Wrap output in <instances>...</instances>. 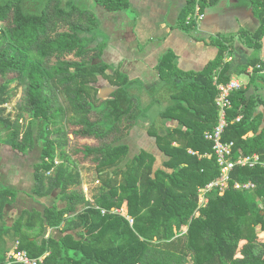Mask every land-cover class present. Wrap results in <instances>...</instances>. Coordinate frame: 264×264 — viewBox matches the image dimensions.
<instances>
[{
	"label": "trees",
	"instance_id": "trees-1",
	"mask_svg": "<svg viewBox=\"0 0 264 264\" xmlns=\"http://www.w3.org/2000/svg\"><path fill=\"white\" fill-rule=\"evenodd\" d=\"M93 1L106 13L131 12L130 0ZM218 1L186 0L177 28L195 39L196 6L204 14ZM251 9L260 22L256 31L213 36L218 54L202 71L180 70L171 50L161 57L155 67L160 81L183 84L170 93V104L159 114L163 122L177 126L160 132L158 125L139 123L151 108L138 97L139 80H130L120 68L110 72L103 60L108 41L97 36L101 23L93 11L74 4L66 8L57 0H49L39 13L26 12L19 0L0 3V80L11 78L22 89L16 117H0L1 127L9 131L0 144L27 156L41 141L32 194L48 198L58 193L63 204L42 211L23 209L11 226H0V264L11 250L5 236L18 241L31 258L44 257L40 264H264L261 163L236 166L224 195L209 193L208 204L196 215L198 188L220 176L213 142L205 133L218 124L214 77L222 83L232 79L234 70L226 58L234 53L236 38L253 51L245 64L253 76L248 86L231 95L223 141L234 142V159L258 154L264 160V98L258 93L264 89V62L259 58L264 0H251ZM100 78L116 89L107 98L99 96ZM251 86L254 93L249 95ZM8 89V84H0V106L8 102ZM238 117L241 120L231 124ZM136 126L168 157L163 169H154L156 157L146 150L128 158L130 146L122 142ZM71 137L94 143L71 154ZM73 155L95 167L103 190L91 200L82 190ZM235 182L256 187L251 192L235 190ZM17 197L16 189L0 182V222ZM112 208H124L133 224L119 214H102Z\"/></svg>",
	"mask_w": 264,
	"mask_h": 264
},
{
	"label": "crops",
	"instance_id": "crops-1",
	"mask_svg": "<svg viewBox=\"0 0 264 264\" xmlns=\"http://www.w3.org/2000/svg\"><path fill=\"white\" fill-rule=\"evenodd\" d=\"M130 3L131 13L108 14L118 17H121V14H130L134 18L129 43L132 41L136 43L129 46L120 41L118 44L109 41L110 37H107L108 44L103 60L105 57L104 61L112 70L120 68L130 80H139L141 84L137 90L138 97L142 105H150L151 108L157 100L168 106L170 93L183 84V81L177 79L171 82L172 86L160 81L159 72L155 67L167 51L171 50L177 56L176 64L180 70L202 71L218 54V49L211 44L213 36H233L240 29L254 33L260 24L252 12L251 0H219L215 5L206 7L204 18L194 32V39L177 28L178 18L186 0H130ZM232 46L234 53L226 58L234 70L231 78L239 80L246 87L253 76V69L246 68L245 64L252 58L253 51L245 48L238 38L233 41ZM107 56L111 57L112 61H107ZM259 58L264 62V40ZM115 64L116 67L113 68ZM240 75L245 76L244 80L240 79ZM262 75L264 76V72ZM253 93L254 89L251 86L248 94ZM258 93L264 98V89L258 90ZM261 111L264 115V106L261 107ZM169 124L177 126L176 122ZM252 135L253 133H249L248 137ZM136 136L143 140L136 145L139 151L142 149L152 153L156 157L154 169H163V163L168 157L158 149L155 139L139 126L132 129L128 140L135 139ZM4 171H1L0 175L11 174V171L6 173ZM8 182L10 183V180Z\"/></svg>",
	"mask_w": 264,
	"mask_h": 264
},
{
	"label": "rangeland",
	"instance_id": "rangeland-1",
	"mask_svg": "<svg viewBox=\"0 0 264 264\" xmlns=\"http://www.w3.org/2000/svg\"><path fill=\"white\" fill-rule=\"evenodd\" d=\"M13 0H0L1 4ZM21 2L22 8L28 13H39L42 8H44L49 0H19ZM59 4L63 7L68 8L69 5L74 4L84 9H89L93 11L98 20L101 23L100 29L97 31V36H99L100 40H104L107 37H110L111 42L123 41L124 45L128 44L129 46H133L136 42L131 39V31H132V21L134 18L130 14H121V17L118 15H109L108 13L102 11L97 7L96 3L93 0H57ZM122 13H131V12H122ZM118 14V13H117ZM121 24V25H120ZM108 58L110 60H108ZM69 59H73V57H69ZM105 60V57H104ZM107 61H112L111 57L106 58ZM116 67V64L113 68ZM112 72V69H110ZM240 79L244 80L245 76L240 75ZM0 84H8V102L3 106H0V117L11 118L12 120L17 115V106L22 98V89L17 87L15 81H12L11 78L1 79ZM97 88L99 90V96L101 98H107L110 94L116 90L111 87L108 82L99 79V83L97 84ZM156 99V98H154ZM157 100V99H156ZM121 107L118 103L117 108ZM166 104L157 100L156 103L152 106L151 110H149L147 118L142 119L139 123L142 126H150V125H158V130L161 132L165 130L167 127H173L172 124H167L166 121L163 122L159 114L166 108ZM117 113L115 112L113 117H116ZM28 118L27 115H25ZM29 119V118H28ZM163 123V124H162ZM166 123V125H164ZM164 125V126H163ZM140 127V126H139ZM142 128V127H141ZM160 128V129H159ZM144 129V128H143ZM36 130V127H35ZM132 131V130H131ZM9 131L0 125V142L3 141L8 136ZM130 136V135H129ZM69 144L68 150L73 154L74 150L83 146L84 144H93V140L84 139V138H72ZM143 140L138 136L135 139L126 138L122 143H128L131 147L128 158L131 159L134 155L138 154L139 149L136 147L139 142ZM42 143L38 141L35 149L29 153L27 156H23L19 153L11 150L9 146H1L0 144V172L6 171L7 173L4 175H0V182L7 185L8 187L15 188L18 190L17 202L14 206L7 208L5 211L4 221L0 222V226L2 225H11L16 217L19 216L23 209H38L40 211L43 210L46 206H51L56 204L58 206H62V202L57 199L58 193H55L51 197L48 198H37L32 194L33 188V164L40 161V153H41ZM142 150V149H141ZM75 159L78 160V168L82 176V190L87 195L86 197L91 200L95 196L99 195L103 187L98 181L95 167L91 165L87 161H83L81 155H73ZM17 172V173H16ZM10 180V183L8 182ZM261 204V203H260ZM261 238H264V233L259 234ZM5 243L8 249H12L15 240L11 236H5Z\"/></svg>",
	"mask_w": 264,
	"mask_h": 264
},
{
	"label": "built area",
	"instance_id": "built-area-1",
	"mask_svg": "<svg viewBox=\"0 0 264 264\" xmlns=\"http://www.w3.org/2000/svg\"><path fill=\"white\" fill-rule=\"evenodd\" d=\"M203 18L204 14L200 13V7L197 5L194 19L199 24V22ZM214 82L218 90V96L216 97L215 101L218 110V124L212 131H208L205 133V138L213 142L214 155L220 168V176L205 187L198 188V212H196L197 216H199L200 214L199 210L201 208H205L208 204L209 193L217 190L220 196L224 195L225 191L230 187L231 171L236 166L254 167L258 163H261L264 166V160L261 161V157L258 154L234 159V142L223 141L224 130L229 124L228 111L232 107L231 95L233 92L243 89L244 85L239 80L234 78H232L227 83H222L218 81L217 76L214 77ZM240 120L241 117H238L234 121H232L231 124L239 122ZM210 157L211 156H208V158ZM255 187V184L252 182H235L233 185V188L235 190L249 192L253 191ZM106 213L119 214L129 220L131 224H133V220L128 216L124 208H112L109 212L106 210H102L103 215H105ZM43 260L44 257H40L38 259L31 258L26 251L20 250L19 242L17 241L14 244L13 248L6 253L5 260L2 264H40L43 263Z\"/></svg>",
	"mask_w": 264,
	"mask_h": 264
}]
</instances>
